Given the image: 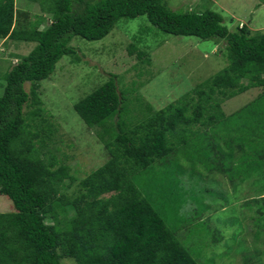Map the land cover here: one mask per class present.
Listing matches in <instances>:
<instances>
[{
	"label": "trees",
	"instance_id": "obj_1",
	"mask_svg": "<svg viewBox=\"0 0 264 264\" xmlns=\"http://www.w3.org/2000/svg\"><path fill=\"white\" fill-rule=\"evenodd\" d=\"M27 1L49 18L29 23L15 0H0V39L36 44L7 73L0 95V195L15 208L0 213V264H198L168 215L187 197L198 216L212 207L211 186L196 166L230 183L264 178V105L253 109L264 95L229 116L223 109L228 100L264 88V31H231L218 12H177L165 0ZM140 16L165 34L225 42L228 65L164 109L150 114L147 104L143 119L145 113L128 114L114 78L76 103L84 123L100 129L109 160L68 196L64 190L76 182L70 169L54 156L47 162L38 148L52 126L33 127L29 121L44 117L43 110L29 120L24 109L31 95L33 104H41L38 83L64 56L76 55L70 46L75 37L99 41L119 21ZM129 48L130 54L137 50L132 43ZM244 131L258 138L246 141ZM177 172L194 179V188L182 187ZM263 211L259 206L257 213Z\"/></svg>",
	"mask_w": 264,
	"mask_h": 264
},
{
	"label": "rangeland",
	"instance_id": "obj_2",
	"mask_svg": "<svg viewBox=\"0 0 264 264\" xmlns=\"http://www.w3.org/2000/svg\"><path fill=\"white\" fill-rule=\"evenodd\" d=\"M165 1L177 12H218L231 31L243 26L252 32L264 31V0ZM15 4L18 14L28 13L29 23L44 16L38 4L27 0H15ZM48 24L45 22L42 28ZM131 43L137 47L132 54L129 53ZM224 45L225 42L215 39L165 34L146 16L119 21L113 31L99 41L75 37L70 46L76 50V55L64 56L54 74L38 83L37 96L41 104H33L31 95L24 109L29 120L33 111L43 110L44 117L29 121L33 127L52 126L50 139L43 147L39 143L38 148L44 160L49 162L54 156L76 179L71 188L64 190L65 194L78 193V184L109 160L108 151L98 137L100 129H91L84 123L74 110L76 103L114 78L124 95L128 114L135 117L137 113H145L141 119L149 117L147 104L151 106L150 114L164 109L224 69L228 65ZM35 46L34 43L0 39V95L7 73ZM139 54L142 58L137 56ZM25 89L30 94L31 84H26ZM262 94L264 88L252 89L225 102L223 109L229 116ZM263 105L264 98L254 104L253 109ZM242 133L246 141L258 138L252 131ZM196 167L206 186H211L214 200L209 211L203 210L198 216L192 211L196 205L190 206L192 201L187 197L188 202L168 215V220L179 228L182 244L198 264H264V215L257 213L259 206L264 208V201L254 202L264 199V178L252 176L243 183L237 179L230 183L217 171L211 175L203 166ZM187 172H191L188 166ZM176 178L182 187L194 188L190 187L193 178L189 180L178 172ZM149 196L155 198L152 194ZM11 212H15L12 201L0 195V213ZM177 214L185 217L183 222L176 219ZM64 263L73 264L71 260Z\"/></svg>",
	"mask_w": 264,
	"mask_h": 264
}]
</instances>
